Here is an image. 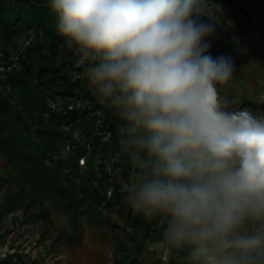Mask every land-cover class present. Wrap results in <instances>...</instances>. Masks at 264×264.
I'll return each instance as SVG.
<instances>
[{
	"label": "clouds",
	"instance_id": "9594fccd",
	"mask_svg": "<svg viewBox=\"0 0 264 264\" xmlns=\"http://www.w3.org/2000/svg\"><path fill=\"white\" fill-rule=\"evenodd\" d=\"M205 0H48L62 47L123 123L126 204L183 264H264V114L228 110Z\"/></svg>",
	"mask_w": 264,
	"mask_h": 264
},
{
	"label": "rangeland",
	"instance_id": "374dc122",
	"mask_svg": "<svg viewBox=\"0 0 264 264\" xmlns=\"http://www.w3.org/2000/svg\"><path fill=\"white\" fill-rule=\"evenodd\" d=\"M203 10L204 15L194 14L193 19L215 26V32L206 38L210 44L208 54L213 59L230 58L234 65L232 79L219 89L228 110L247 108L254 114H264V1L205 0ZM6 29L0 22V80L7 78L5 71L24 68L21 74L29 87L21 92L0 85V110L14 131L21 125V140L30 136L34 142L39 141L38 131L47 127L50 115L44 114L41 120L33 105L45 98L58 112L65 107L78 110L81 119L91 126L63 128L65 135L57 140L56 150L48 152L53 159L48 164H53L65 179L74 170L78 148L87 150V167L82 168L79 177L72 178L78 194L86 199L78 212L67 210L52 188L43 189L34 177L29 178L28 166L16 153L9 157L0 149V264H183V253L159 243L163 222L144 217L136 220L139 215L127 206L126 190L135 175L119 142L118 128L123 121L88 86L81 71L84 66L77 64L78 57L61 46L63 40H57L53 47V38L38 31L27 19L10 33ZM66 64L69 84L63 79L54 82L51 74H45L38 82L43 68ZM19 115L21 124H17ZM113 127L117 129L116 136L112 134ZM107 158L113 161L110 166ZM101 166L110 175L104 183L98 180ZM92 185L102 194L107 193L100 206L94 202Z\"/></svg>",
	"mask_w": 264,
	"mask_h": 264
},
{
	"label": "trees",
	"instance_id": "16d2710c",
	"mask_svg": "<svg viewBox=\"0 0 264 264\" xmlns=\"http://www.w3.org/2000/svg\"><path fill=\"white\" fill-rule=\"evenodd\" d=\"M229 3L237 8L239 7L237 3ZM14 15H17V20L13 22ZM23 19L29 20L36 26L38 31H44L47 36L49 35V37L53 38V47L56 46L57 40H63L61 36L59 37L56 35V33H58L55 27L56 18L50 12L48 0H0V22L6 25V30L9 31L7 33H10V30L20 24ZM26 55L29 57V52H27ZM24 61L25 59L22 61L23 64ZM68 64L54 69H49L47 67L43 68L38 76V82H41L45 74H51L55 77L54 82L63 79L69 84V74L65 71ZM25 65L26 64H24V66ZM81 71L84 73V69H81ZM22 72H24V68L21 71L17 69L5 71L4 74L7 78L4 81L0 80V85L4 84L10 86L14 90L25 92L28 90L29 86L28 81L22 77ZM26 73L27 71H25V74ZM55 94L59 93L56 92ZM60 95L70 96V93H61ZM2 105H4V103ZM29 105H33V100H31ZM66 108L67 107L60 112L56 109L53 110L50 107L48 98L43 99L42 102L37 105H33L34 113L36 112L41 120H44V114L48 113L50 115L47 120V127L44 130L38 131V142H34L30 136L27 138L23 137L21 140V136L24 135V133H22L23 129L20 128L21 125H19L17 131H14L6 114L0 110V149L3 150V152L5 151L9 157L14 156V153H16V157L24 161L28 166L27 175L29 178L34 177L38 186L41 185L43 189L47 190L52 188L53 193L58 194L61 201L65 202L67 210L78 212L80 208L84 206L86 199L78 194L76 184L72 178L81 175L82 168L80 167L79 160L86 157L87 150L84 147L78 148L77 155H75V157L74 155L72 156V158L74 157V170H72L65 179H63L61 174H59L60 172L52 166L53 164H48L49 160H53L49 157L48 152L56 150L57 140L65 135V133H63V128L76 125L82 128L91 126L88 125V121L81 119L78 110ZM21 119L22 117L19 115L17 124H21ZM53 127L54 129H52ZM59 130H61L62 133H60ZM111 131L112 134L116 136L117 129L113 127ZM72 144H74V142H72ZM8 147H10L13 152L12 154H10L11 151ZM75 152L76 149H74L73 153ZM99 171L101 177L98 180L101 183L110 179L109 173L103 166L99 167ZM91 174L94 177L93 173ZM92 186L95 192L93 195L94 202L96 205L100 206L106 201L107 193L102 194L99 188L94 185ZM142 217L143 216L139 215L136 220H140Z\"/></svg>",
	"mask_w": 264,
	"mask_h": 264
},
{
	"label": "built area",
	"instance_id": "2783aa9c",
	"mask_svg": "<svg viewBox=\"0 0 264 264\" xmlns=\"http://www.w3.org/2000/svg\"><path fill=\"white\" fill-rule=\"evenodd\" d=\"M71 109H73V108H71ZM90 152H91V148L88 147V154H89ZM106 163H107L108 166H110L111 164H113V161H112L111 158H107V159H106ZM79 164H80V167H81V168H83V167H87V165H88L87 158H86V157L81 158V159L79 160ZM108 170H109V169H108Z\"/></svg>",
	"mask_w": 264,
	"mask_h": 264
}]
</instances>
